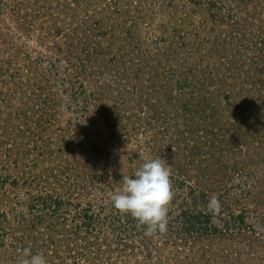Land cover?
Here are the masks:
<instances>
[{"label":"rangeland","instance_id":"obj_1","mask_svg":"<svg viewBox=\"0 0 264 264\" xmlns=\"http://www.w3.org/2000/svg\"><path fill=\"white\" fill-rule=\"evenodd\" d=\"M171 169L167 231L113 207ZM264 264V0H0V264Z\"/></svg>","mask_w":264,"mask_h":264},{"label":"clouds","instance_id":"obj_2","mask_svg":"<svg viewBox=\"0 0 264 264\" xmlns=\"http://www.w3.org/2000/svg\"><path fill=\"white\" fill-rule=\"evenodd\" d=\"M171 169L162 158L143 162L134 175L124 180L122 189L113 194V207L120 213L130 214L144 229L146 236L167 231L168 204L173 198ZM20 264H47L43 254L23 249Z\"/></svg>","mask_w":264,"mask_h":264}]
</instances>
